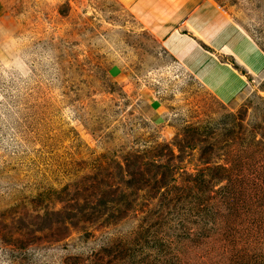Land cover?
Returning a JSON list of instances; mask_svg holds the SVG:
<instances>
[{
    "label": "rangeland",
    "instance_id": "374dc122",
    "mask_svg": "<svg viewBox=\"0 0 264 264\" xmlns=\"http://www.w3.org/2000/svg\"><path fill=\"white\" fill-rule=\"evenodd\" d=\"M212 1L209 82L118 0H0V264H264V0Z\"/></svg>",
    "mask_w": 264,
    "mask_h": 264
},
{
    "label": "crops",
    "instance_id": "0c3cea01",
    "mask_svg": "<svg viewBox=\"0 0 264 264\" xmlns=\"http://www.w3.org/2000/svg\"><path fill=\"white\" fill-rule=\"evenodd\" d=\"M182 66L193 68L204 81L230 74L231 62L247 69L242 56L247 47L236 46L238 26L212 0H118ZM240 30V29H239ZM207 67V68H206ZM237 72V71H236ZM237 74V73H236ZM218 79H221L218 77ZM218 85V84H217ZM212 87V85H210ZM229 94L231 91H228Z\"/></svg>",
    "mask_w": 264,
    "mask_h": 264
}]
</instances>
